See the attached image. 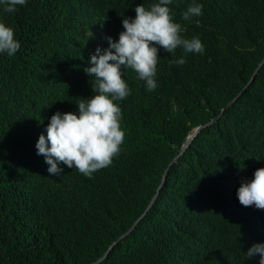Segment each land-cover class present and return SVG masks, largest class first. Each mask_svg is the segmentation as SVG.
<instances>
[{
    "label": "trees",
    "instance_id": "16d2710c",
    "mask_svg": "<svg viewBox=\"0 0 264 264\" xmlns=\"http://www.w3.org/2000/svg\"><path fill=\"white\" fill-rule=\"evenodd\" d=\"M158 0H26L0 22L21 47L0 54V264H91L139 218L164 169L192 128L215 117L264 58V0H173L181 14L203 6L187 33L203 54L158 50L157 88L123 69L129 96L116 103L121 152L91 179L60 164L59 176L36 142L57 111L78 114L93 95L84 71L122 19ZM197 21L199 23L197 24ZM184 56V65L170 60ZM264 168V64L253 82L171 166L136 229L100 264H259L245 258L264 243V210L242 206L237 189Z\"/></svg>",
    "mask_w": 264,
    "mask_h": 264
},
{
    "label": "clouds",
    "instance_id": "9594fccd",
    "mask_svg": "<svg viewBox=\"0 0 264 264\" xmlns=\"http://www.w3.org/2000/svg\"><path fill=\"white\" fill-rule=\"evenodd\" d=\"M172 3L173 0H158L148 8L137 5L134 18L122 19L124 30L118 40L106 37L107 47H97L90 56V66L84 71L94 80L93 95L80 98L76 104L78 114L59 111L53 114L46 136L41 134L36 142L37 155L44 156L50 174L59 176L63 171L59 165L63 164L91 179L95 172L109 167L119 156L125 132L121 127L122 111L116 102L130 94L122 78L123 69L134 71L148 91H155L159 49L172 55L178 48L184 56L204 53L201 38L188 39L191 35L187 33L189 20L201 16L203 6L194 3L181 14L168 6ZM25 4L26 0H0L5 13H15L17 6ZM20 47L13 28L0 22V54L12 57ZM184 56L170 60L169 64L184 65L187 62ZM237 198L244 207L264 210V168L256 169L251 180L240 183ZM244 255L245 258L258 255L259 264H264V243H254Z\"/></svg>",
    "mask_w": 264,
    "mask_h": 264
},
{
    "label": "water",
    "instance_id": "95a60500",
    "mask_svg": "<svg viewBox=\"0 0 264 264\" xmlns=\"http://www.w3.org/2000/svg\"><path fill=\"white\" fill-rule=\"evenodd\" d=\"M264 64V58L261 60V62L259 63V65L257 66V68L255 69V71L253 72L250 80L245 84V86L241 89V91L232 99L230 100L221 110L220 112L213 117L211 120H209L207 123L196 126L194 128L191 129V131L189 132V134L187 135L185 142L183 143L179 153L170 161V163L167 165V167L164 169L162 177H161V181L160 184L158 185L155 195L152 197V199L150 200V202L148 203L147 207L145 208V210L142 212V214L139 216L138 219H136L133 224L131 225V227L124 232L122 235H120L114 242H112L109 247L107 248V250L105 251V253L96 261L92 262L91 264H100L101 262H103L108 255L110 254V252L113 250V248L119 244L120 242H122L127 236H129L137 227V225L140 223V221L145 217V215L147 214V212L151 209V207L153 206V204L155 203L159 191L161 190L163 184L165 183L167 174L171 168V166L179 159V157L186 151V149L188 148V146L190 145V143L195 139V137L204 129H206L209 126L214 125L220 118L221 116L224 114L225 110L230 107L241 95L242 93L246 90V88L253 82L254 77L256 76V74L258 73V71L260 70V67Z\"/></svg>",
    "mask_w": 264,
    "mask_h": 264
}]
</instances>
